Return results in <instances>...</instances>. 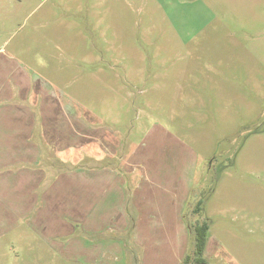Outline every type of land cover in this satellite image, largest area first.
Segmentation results:
<instances>
[{
    "label": "rangeland",
    "instance_id": "1",
    "mask_svg": "<svg viewBox=\"0 0 264 264\" xmlns=\"http://www.w3.org/2000/svg\"><path fill=\"white\" fill-rule=\"evenodd\" d=\"M40 85L69 111L52 103L43 117L53 143L31 138L43 144L42 167L63 169L74 150L81 166V145L98 156L107 141L139 179H158L172 196L188 190L184 225L149 241L118 232L124 256L103 247L90 264H181L203 221L209 264H264V0H0V103L28 90L35 100ZM50 181L24 200L32 210L17 228L3 232L0 216V264H81L66 248L71 233L44 212ZM66 198L64 189L59 207ZM109 225L76 237L112 239Z\"/></svg>",
    "mask_w": 264,
    "mask_h": 264
},
{
    "label": "crops",
    "instance_id": "2",
    "mask_svg": "<svg viewBox=\"0 0 264 264\" xmlns=\"http://www.w3.org/2000/svg\"><path fill=\"white\" fill-rule=\"evenodd\" d=\"M39 88L37 93L35 92L37 88H33V94L40 97L35 100H33L34 96L30 97L31 91L28 90L29 96L26 95L14 102L5 99L0 103L4 107V110L0 111V169L4 170L0 172V201H2L0 216L3 218V232L18 227L15 220L29 214L32 210V207L27 209L24 200H29L32 197V192L37 189V182L41 181L44 184L50 178L51 181L45 185L46 188L43 191L45 190L47 193L53 189L48 202H46V205L52 204L48 208L49 210L44 212L49 216L56 217L57 226H63L67 235L71 233L72 239L67 241L66 248L72 249L71 258L75 262L90 264L92 258L95 259L93 261L99 262L100 257L103 258L101 253L103 247L104 250L109 248L113 253L118 250L119 255L124 256L122 241L116 239L118 232L122 233L131 228L134 230L137 242L140 241L143 234L146 236L142 241L146 240V237L149 241V237L152 236L149 234L160 230L169 231L172 225L175 227H180L182 223L184 225L183 215L188 200V193L186 196L188 190L184 191L183 195L179 193V196H172L170 187L161 189L156 186L159 184L158 179L152 176H148L149 178L146 180L139 179V171L132 169L131 162L126 163L121 159L118 160L114 147H111L107 141L105 145H102V141H100L98 145L100 155L98 156H92L88 153L90 148L85 151V146L81 145L84 153L81 166L74 158V150L72 159H67L65 161L67 164L62 165L63 169L59 170L58 162L52 171L47 167H42V162L38 161V154L43 152L41 150L43 144L40 146L37 139L31 138L39 137L42 138L43 143H53L51 141L53 123L44 121L43 117L52 116L55 113L52 103L55 104L54 101L59 103L60 100L54 97L53 101V96L49 97L46 92L49 97L47 99L46 95L43 96V87L40 85ZM55 105L57 106L56 113H58V106L63 115L69 113L66 107L68 102L66 104L62 101L61 105ZM69 138L68 145L75 147L73 128ZM90 141L92 142V140ZM96 157H98L97 162ZM11 184L17 187L13 197L10 192ZM26 184H29L30 187L27 188ZM20 189L24 194L18 193ZM64 189L67 198L64 204L59 207V197ZM34 194V200L37 201V195ZM166 196L167 200L163 198ZM22 199L24 202L21 201ZM62 200L64 199L61 198L60 202ZM78 206L81 210L76 211L75 208ZM41 208L42 206L38 213H35L38 218L43 217ZM25 211L26 213L21 215ZM71 217L74 218L73 220H76L75 217L78 218L79 226L76 227L73 221L70 222L69 218ZM35 220L33 228L40 229L42 224L39 226L37 219ZM110 223L115 227L114 231L109 232L114 233L112 239H98L94 243V239L76 237V234H81V232L88 235L106 233L99 232V230L107 225L110 226ZM78 227H82L83 230L80 231ZM59 231L58 229L55 233ZM140 234L142 235L140 236ZM105 239L111 242L110 246L104 245L102 240ZM89 243L96 244L100 251H91L90 247H87ZM47 244L51 247L50 243ZM80 245L83 247L81 248Z\"/></svg>",
    "mask_w": 264,
    "mask_h": 264
},
{
    "label": "trees",
    "instance_id": "3",
    "mask_svg": "<svg viewBox=\"0 0 264 264\" xmlns=\"http://www.w3.org/2000/svg\"><path fill=\"white\" fill-rule=\"evenodd\" d=\"M200 208V204H199ZM194 254H186L181 264H209L205 254L210 224L207 221L197 222L194 226Z\"/></svg>",
    "mask_w": 264,
    "mask_h": 264
}]
</instances>
